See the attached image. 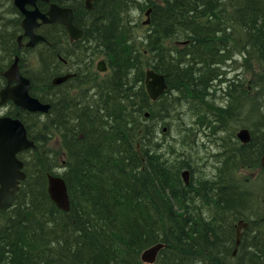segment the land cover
Wrapping results in <instances>:
<instances>
[{"label": "bare ground", "instance_id": "obj_1", "mask_svg": "<svg viewBox=\"0 0 264 264\" xmlns=\"http://www.w3.org/2000/svg\"><path fill=\"white\" fill-rule=\"evenodd\" d=\"M13 1L0 0V13L2 14L0 18V70L12 63H17L22 69V76L28 80L30 88L37 93L38 101L47 106L46 111H31L17 105L6 109V112L13 113L14 117L23 118L34 137L32 149L37 146L36 153H27L20 157L24 181L27 185L34 183L35 187L41 186V189H45L49 194L48 175L63 178L68 168L63 167L61 172L49 170H53L54 166L57 168L53 161L55 153L51 151L49 143L53 139L60 138L64 146L69 149L71 156L75 153L80 154L79 162V159H73L71 165L69 164L70 172L75 177H80L76 180L94 179V176H90L94 172L89 170L91 167L95 166L98 174L102 173L101 170L109 169L115 175L123 176L119 177V183H123L132 195L129 201L121 202L122 208H118L116 207L117 202L112 198L109 202L105 201L111 197L108 195V189L104 187L98 194L101 200L110 203L112 214L116 212L124 214L125 209L133 214L132 218H128L119 225L120 233L114 229L104 232L105 237L102 241L111 235H117L114 237L118 241L107 254V264H113V259L118 257L128 258L130 263L135 264L138 262V255H140L141 264H162V258L172 255V252L175 251L177 255L182 254L176 243L179 229L184 221L173 216L172 213L169 214V207L183 202L185 205H181L189 211V215L186 216L187 220L194 223L216 220L218 212H210L209 210H213V207L208 206V209L204 206L202 197H198V194L201 189L226 174L225 169H222L221 173L219 169L222 164L224 168V165L229 162L228 157L236 158L235 151L241 144L239 139L236 140L231 132L226 133L225 129L208 138L205 136L207 142L206 139L202 143L196 140L200 137V130L196 124L203 127L208 126L209 118L217 107L227 108L223 103L210 104L206 99L208 96L196 90L212 89L214 86L211 83H214L215 86L221 85L223 95L228 94L229 100L232 93L234 94V92L227 93L232 90V86H235H230L234 82L233 75L229 77L205 73L200 75L198 70L199 67L204 68L208 65L210 55L214 58L219 56L217 52L230 51L234 46V52L239 49L237 52L242 59V48L246 44L243 43L244 39L241 38L234 17L223 18L227 13L224 7L211 13L218 0H169L165 9L154 8L155 3H163V0H152V2L149 0H117L119 3L101 4L96 14H94V5L91 8L87 7L86 0H59L60 3H65L64 5L72 8L74 25L80 31L78 37L72 38L67 31L65 33L59 27L52 26L39 42L31 44L30 40L23 42L22 39H18V33L16 37L8 35L10 34L9 27L12 25H17L24 31L21 25L23 15L14 8ZM103 15L106 17V22L115 21L112 25L108 23V26H112L113 33L106 37L102 35L103 38L95 46L94 19L95 17L103 19ZM144 15L146 20L142 21L141 18ZM211 17L213 21H210ZM99 22L103 24V21ZM160 39L162 41H159ZM79 40L86 44V51L90 49L89 54L86 53L85 58H82L85 61L84 67L78 62L81 58L80 50L75 49ZM170 56L174 57V60L170 59ZM95 57L100 59L94 62ZM194 57L203 58V60L196 63ZM110 60L114 65L112 69ZM100 62L104 63V66L108 65L110 72L99 70ZM154 67L166 73L171 81L170 84L166 79L164 95L167 93V97L162 95L156 100L149 95L147 85V71ZM229 67L236 73L243 72L239 62L235 61ZM82 68L85 69V74ZM231 71L228 72L232 74ZM186 72L189 75L185 77ZM182 77L187 80L185 81ZM184 82L190 83L186 86L188 88L182 92L179 89L182 88ZM4 86L5 84L1 82L0 90ZM257 87L260 90L264 89L263 85ZM174 93L176 97L173 99L171 96ZM161 98L162 101L158 102ZM178 105L181 106L180 111L174 110ZM229 107L231 108L230 105ZM170 110H173L171 114H176V112L182 114L183 119L188 117L189 112L194 115L193 111L196 116L191 118L192 122L180 121L182 125L188 122V125L183 126L182 129L173 128L174 122L171 119L163 122L159 130H154L150 126L153 118L155 116L164 118ZM147 114H152V117L147 118ZM171 130L172 138L168 141H160V136L167 135ZM100 134H104L103 138ZM193 141H196V144H192ZM216 142H222L225 149L213 152L210 157L213 160L206 159L207 167L199 163L197 158L193 161V158L187 156L194 150L196 154L198 147L206 149L208 144ZM144 145H147V148L143 149ZM188 145L193 147H186ZM258 149L261 155L264 150L263 137L257 146ZM87 151H91L92 154H86ZM198 153L197 151L196 155H199ZM181 160L184 164H180L179 168H170ZM106 162L110 163L105 164ZM137 162L140 166L139 170L136 169ZM84 163L88 166L84 167ZM115 163L120 164V167ZM184 172H186L185 176ZM73 178H70L69 184L66 185L67 210H63L50 199L52 208L64 215L61 216L64 221L69 218L72 209V196L68 185H75ZM238 179L234 174L230 175L227 179L229 184L225 185L224 189L230 190L231 193L232 189H240L239 191L243 194L253 193L252 197L248 198L247 207L239 211L250 213L260 221L251 226L247 241L250 243L255 239L258 244L261 242V247L253 248L254 242L252 247L246 248L251 252L259 251V248L261 250L263 248L264 251V238L258 235V231L264 233V217L260 210L261 200L254 196L260 186L264 189V178L260 185L251 182L241 183ZM85 181L88 182L90 179ZM19 201L20 205L24 202L22 197H19ZM16 202L17 200L7 207L0 208V211L17 208ZM47 205L48 203L42 209ZM7 214L11 215V213ZM231 214L233 213L230 212L229 216ZM77 215L78 219L82 220L77 211L73 213L72 222L77 219ZM38 218L41 219V216ZM240 220L245 219L242 216L236 219L237 222ZM2 221L4 224L0 234V248L4 246V243H8L5 238L8 230L12 231L13 227L11 218L6 220L2 216ZM10 221L11 224H9ZM45 223L55 235L59 233L58 238L61 241H65L74 233L72 232L74 227L67 229V221L62 223L60 231L53 229L55 228L53 221L48 215H44V218L37 220L34 224L41 226ZM247 223L245 230L250 222ZM132 224L148 226L149 233L152 231L149 237L156 239L144 248L135 249L134 253H138L137 256L128 255ZM245 230L240 242L237 243L235 227L233 255L241 243ZM171 235L177 238L171 240L173 243L170 241ZM25 242L26 245L29 242L32 245L30 247L36 246L33 240H28V236ZM156 244L155 259L151 262H142L141 254ZM50 255L53 260L62 257L55 252ZM103 256L100 254L97 257L99 259L97 264L102 263ZM64 263L67 262L64 261Z\"/></svg>", "mask_w": 264, "mask_h": 264}, {"label": "trees", "instance_id": "obj_2", "mask_svg": "<svg viewBox=\"0 0 264 264\" xmlns=\"http://www.w3.org/2000/svg\"><path fill=\"white\" fill-rule=\"evenodd\" d=\"M57 1L59 2V0ZM149 1L152 2V0ZM168 1L169 0H163V3H155L154 8L165 9L168 5ZM109 2L111 4L119 3L117 0H97L94 2V14L98 13L97 8H99L101 4L104 5ZM39 7L41 10H45L46 4L39 3ZM223 7L226 8L227 11L223 18L234 17L237 24L236 27L238 28L241 38L244 39L243 43L246 44V46H243L242 48V59L238 57L237 51L239 49L234 52L233 49L235 46L230 51L217 52L219 53V56L217 55L214 58L209 54L210 62L206 67L202 66L204 68L199 67L200 75H202V73L214 74L215 76H219L221 73L222 75H225L226 71L222 72V68L225 65H228V69L230 66L228 62L233 61L234 58H236L237 60H241L240 64L243 68V72L240 74L236 73L238 76L234 78V82L230 86L244 85L245 80L248 79L249 76V80L257 89V86L264 85V0H218L215 7L211 10V13H213L216 9L221 10ZM1 17L2 15L0 14V18ZM105 19V16L103 19L100 17H95L94 19V29L96 30L94 34L95 46L97 42L103 38L102 35H105L106 37L113 33V28L112 26H108V23L112 25L115 21H111L110 23L106 22ZM209 19L210 21H213L212 17ZM100 20L103 21V24L102 22H99ZM9 30V37H16V34L21 31L17 25L10 26ZM42 33L45 34L44 29L42 30ZM159 41H162V39ZM152 50L156 51L155 48H152ZM170 59L174 60V57L170 56ZM194 59L196 60V63L199 60H203V58L196 59L195 57ZM110 62L112 64V69L114 65L112 60H110ZM153 69L157 72L163 73L165 78L171 84V81L166 73L156 69L155 67ZM202 69L206 70L204 71ZM1 71L2 70H0V72ZM184 75L186 77L189 74L186 72ZM182 78L185 81L187 80V78ZM1 82L4 83V78L0 74V84ZM202 82L204 83L205 81ZM189 83L190 82H184L182 88L179 90L184 92V90L188 88L186 86L189 85ZM229 91L227 93H229ZM30 93L31 95H36L37 97V93L34 89H30ZM146 99L148 100L147 96ZM160 101H162V98L158 102ZM154 104L151 105L153 106ZM217 108V111L223 110L221 107ZM214 113L216 112L214 111ZM20 118L27 128L28 136L34 140V137L32 136L23 118L21 116ZM81 120L84 121V119ZM102 136H104V134H100V137ZM137 138L139 139V137ZM58 140L61 145V151L63 152V167L68 168V170L64 172L63 178L66 185L67 183L69 184L70 178L72 177H74L73 180L76 182H73V184H75L74 186L68 185L72 196V209L70 215L68 216L69 218L64 221L61 217L64 215L58 213L54 208H52V203L50 202L49 195L46 193L45 189H41V186H33L34 183L32 185L28 184V186L26 181H24L16 202L17 208L13 207L0 211V234L3 230L4 224L2 216L6 220L11 218L13 221L12 231L8 230L5 238V241H8V243H4V246L0 248V264H97L99 262L97 257L100 254L104 255L101 264H107V254L118 241L117 238L114 237L117 235L108 236V239L105 238V240L102 241L105 237L104 232L108 229H114L120 233L121 231L119 229V225L128 218H132L131 215L133 214L130 210L126 209L124 214H118L117 212L112 214L109 207L110 203H106L112 198L117 202L116 207L122 208L123 205H121V202L129 201L131 199L132 195L128 192L127 187L123 183H119V177L122 178L123 176H119V174L115 175L109 169H105L103 171L101 170L102 173L99 172L98 174V171L94 166L89 168V170L94 171L92 175H90L94 176V179L82 178L80 180H76L80 177H75L72 172H70L69 164L71 165V161H73V159H79V162L81 159L80 154L77 153V155L75 153L76 155L72 154L71 156L69 149L64 146V143L60 140V138H58ZM254 145L258 146L259 143L255 144V139L253 137H251V140L248 143L240 144L239 149L235 151L236 158L234 159L233 157H228L229 162L224 165V168L222 164L219 169L220 173L222 169H225L227 171L226 174L222 178L216 180V182H212L204 189L200 190L198 197H202L201 200L203 205L207 208L208 206L211 208L213 207V210H209L210 212L212 211V213L215 211L218 212L219 215H216V220L205 223H194L191 220H187L188 218L186 216L189 215V211L184 206L185 204L183 202H179L180 204H176L174 207H169V214L172 213L173 216L175 215L184 221L183 226L179 229V236H177L178 239L175 236H170V241H173L175 238L177 239L176 244L180 249V251H178L182 254L177 255L174 251L172 252V255L170 254L162 258V264H264L263 248L262 250L259 248V251L252 252L248 251L246 248L252 247L255 242V239L250 243L247 241V237L251 233V226L259 223L260 221H258V219L250 213L239 211V209L247 207V200L252 197L253 193L250 192L249 194H243L239 191L240 189H232L233 192L231 193L230 190L224 189L225 185L229 184L227 179L230 175L234 174L235 178L238 179L240 170L253 168L254 165L259 162L261 156L259 149L256 150L255 153L248 152V149H250V147H254ZM36 152L37 146L29 151L21 153L20 157L25 156L27 153L33 154ZM90 152L87 151L86 154H92ZM85 157L87 156L85 155ZM53 161L55 162L56 158L55 160L53 159ZM108 163L110 162H106L105 164ZM115 164L120 167V164ZM180 164H184V161H177V163L170 166V168H179ZM86 166H88V164L84 163V167ZM47 169H49V167ZM136 169H140L138 162L136 163ZM49 170L52 171V169ZM132 173L134 172L132 171ZM86 179H90V181L86 182ZM245 179V177L241 176V179L238 180L241 183L249 182ZM223 180L227 181L222 182ZM150 186L154 187L153 184H150ZM237 186L240 185L237 184ZM102 188L108 189V195H111L110 198L105 200L106 202L98 197L100 190H103ZM19 197H22L24 201L21 205ZM183 201L185 202L184 199ZM47 203L48 205L46 208L42 209V207ZM77 211L81 215L82 220H79L77 215V219L72 222L73 213ZM230 212L233 214L229 216ZM7 213H11V215H8ZM46 214L53 221V225L55 227L53 229L60 231L63 225L62 223L67 221V229L74 227L72 231L74 233L65 239V241H61L60 238H58L59 233L55 235L51 229L47 227V223L41 226H36L34 223H36L37 220L44 218V215L47 216ZM40 216L41 219L38 218ZM241 216L245 219L244 221L248 220L250 223L243 234L241 243L235 255H233L235 246V227L238 221H236V219ZM28 220L30 222H28ZM17 221H19V223H17ZM9 224H11V221ZM148 229L149 227L143 224L140 226L132 224L129 241V256L130 254L137 256L138 253H134L135 249L144 248L156 240L153 237H149V234L152 233V231L149 233ZM91 235H94V237H90ZM258 235L264 238V233L261 231H258ZM26 236H28V240H33V243H36L35 247H30L32 245L29 242H27L28 246L26 245ZM59 240L60 242H58ZM53 244L55 246H53ZM257 244L258 243L256 241L253 248H257V246L261 247V242L258 245ZM53 252L59 253L62 257L53 260L50 255ZM137 257L138 262L135 264H141L140 255ZM129 260L130 259L128 258L124 259L118 257L113 259V264H132ZM64 261L67 263H64Z\"/></svg>", "mask_w": 264, "mask_h": 264}, {"label": "water", "instance_id": "obj_3", "mask_svg": "<svg viewBox=\"0 0 264 264\" xmlns=\"http://www.w3.org/2000/svg\"><path fill=\"white\" fill-rule=\"evenodd\" d=\"M43 1L49 3V8L46 12H41L37 7V2ZM51 0H14V5L23 14L21 22L24 28V35L29 37L30 43L33 44L42 39V36L34 33V29L40 25L38 19L42 23H61L65 26L67 32L72 38L78 37L80 31L73 24L72 9L61 7ZM93 0H86L87 7L90 8ZM95 1V0H94ZM29 5L32 8L28 9ZM22 35L18 39H21ZM99 70L106 71L104 63L100 62ZM4 77L8 81V85L0 90V105L7 100L23 109L31 111H46L47 106L41 104L38 99L29 94V82L19 72L18 64L12 65L5 71ZM16 82L14 86L10 82ZM148 93L152 99L156 100L166 88L164 76L158 74L153 69L147 71ZM237 137L242 143H247L250 140V133L243 128L237 133ZM34 146V142L27 136V131L24 124L18 118L9 116L0 117V208L7 207L12 204L17 198L19 190L18 183L24 179V174L21 169V161L16 157L19 151L29 149ZM261 166L264 168V151L260 158ZM186 175V172L183 173ZM48 195L58 206L63 210L68 209V195L65 180L61 177H52L48 175ZM264 217V209H263ZM248 223L240 220L236 227L237 243L240 242L243 231ZM157 254V244L147 248L141 254L142 262H151Z\"/></svg>", "mask_w": 264, "mask_h": 264}, {"label": "rangeland", "instance_id": "obj_4", "mask_svg": "<svg viewBox=\"0 0 264 264\" xmlns=\"http://www.w3.org/2000/svg\"><path fill=\"white\" fill-rule=\"evenodd\" d=\"M156 1H159V0H156ZM141 20L142 21L146 20V16L144 15L141 18ZM85 46H86V44H82L81 47H79V49H78V50H80V54H81V58L79 59L78 62L80 63V65L82 67H84V65H85V61L82 58H85V54L86 53L89 54V51H90V50L86 51ZM238 57L240 58V54H238ZM99 59L100 58L95 57L94 62H96ZM235 61L240 63V59L237 60L236 58H234V60L229 61L228 64L232 65ZM79 63H77V64L79 65ZM227 67H228V65H225L222 68V72L226 71V74H225L226 76L222 75V73L219 74V76L229 77V76L233 75L234 78H236L238 76V74H233L236 72L231 71L230 67L227 69ZM82 69H84V68H82ZM198 70H199V68H198ZM202 70L205 71L206 69H202ZM227 70L231 71L232 74L229 73ZM83 71H84L83 73L85 74L86 73L85 69ZM99 77L101 78V75ZM238 81H240V80H238ZM211 84L214 86V88L209 89V90L197 89L196 91L206 94L208 96V97H206V99L210 104L216 105V104L223 103L227 106V108H223V110H221V111H217L215 109L216 113L213 112V114L210 116L208 126L203 127V126H199L196 124V126L200 130V137H199V139H196V140H198V143L199 142L202 143L203 140H205V139L207 142V138L209 136L218 133L222 129H225L224 131H226V133L231 132L234 135V137L236 138V140H238V138L236 137V134L242 128H246L250 131L251 137H253L255 139V144H258L260 141H262L261 140L263 137L262 133L264 132V89L260 90L258 87L256 89L254 84H252V82L249 80V76H248V79L245 80L244 85L232 86V90H230L229 92H234V94L232 93V97H234V98L230 97L231 99L229 100L227 98V97H229L228 95L227 96L223 95L224 91H222V89H220L221 85L215 86L214 83H211ZM263 87H264V85H263ZM175 95H176V93H174L171 97L174 99L176 97ZM164 96L167 97V93ZM239 102H240V104H239ZM171 105H172V103H171ZM229 105L231 106V108L229 107ZM180 109H181V106L178 105L174 110L180 111ZM182 110H183V108H182ZM171 112H173V110H170V112L164 118L155 116L153 118V120L151 121L150 126H152L154 128V130H156V129L159 130V128H161L160 125L163 124V122L172 119L171 121L174 122L173 128L182 129L183 126L188 125V122L186 123V125H182L180 123V121L181 122H184V121L192 122L191 118L193 119V116L194 115L196 116L195 111H193L194 115L190 114V112H189L188 117L183 119L182 114H180L179 112H176V114H174V113L171 114ZM149 116L151 117L152 114H149L147 116V118H149ZM150 126L148 128L149 130H150ZM174 133H176V131ZM174 133H173V136H174ZM171 134H172V130L167 135H161L160 141H162V140L168 141V139L172 138ZM194 143L196 144V141L192 142V144H194ZM49 147H50L51 151H53L55 153L56 161L54 163H56V165H57V168L54 166L52 171L61 172V170L63 168L61 166V164L63 162L62 161L63 152L61 151V145L59 143V140L56 138V139H53L52 141H50ZM186 147H193V146L188 145ZM204 147H205V144H204ZM144 148H147V145H144L143 149ZM221 149L222 150L225 149L224 144L222 142H216V143L208 144V147L206 149L205 148L200 149L198 147L196 149V154L198 151L199 155H196L195 150H194L193 152H191L187 156H189V158H193V161L195 158H197V161L199 163H202L203 166L207 167V165L205 163L206 159L208 158L209 160H211L212 159V158H210L211 154L213 152L219 151ZM237 149H238V147H237ZM256 150H257V146L254 145V147H250V149H248V152L255 153ZM55 158H54V160H55ZM211 170H214V169L211 168ZM239 173H240L238 175L239 178H241V176H243L246 178L245 180H247L251 183L259 184V185L261 184V180L264 178V169L260 166V161L256 165H254L253 168H250V169L247 168L244 170H240ZM254 196H256L258 199L261 200L260 210L262 213V211L264 209V189H261V186H260L258 192H256ZM247 202H249V200H247ZM262 215H263V213H262ZM237 225H238V222H237L236 226Z\"/></svg>", "mask_w": 264, "mask_h": 264}, {"label": "flooded vegetation", "instance_id": "obj_5", "mask_svg": "<svg viewBox=\"0 0 264 264\" xmlns=\"http://www.w3.org/2000/svg\"><path fill=\"white\" fill-rule=\"evenodd\" d=\"M94 5V0L91 2V6H93ZM91 6H90V8H91ZM73 15H74V13H73ZM73 24H75L74 23V16H73ZM52 26H55V27H59L63 32H65L66 33V29H65V27H64V25H62V24H44V26H43V28H44V31H45V33L46 32H48L50 29H51V27ZM43 30V29H42ZM23 33V31L21 30L19 33H18V35L19 34H22ZM22 40H23V42H25V41H27L28 40V38L27 37H25V36H23L22 37ZM82 44H84L81 40H79L77 43H76V45H75V49L76 50H78L79 49V47H81V45ZM90 50V49H89ZM64 64H66L67 62H63ZM9 66V65H8ZM7 66V67H8ZM108 66V65H107ZM6 67V68H7ZM5 68V69H6ZM18 68H19V70H20V72L22 73V69H21V67L18 65ZM5 69H2V71L0 72V74L2 75L3 74V71L5 70ZM4 84L6 85L7 84V81L4 79ZM11 85H13V83H10ZM13 103L11 102V101H7L5 104H3L2 106H0V114L1 115H13V113H7L6 112V109L8 108V107H13ZM5 112V113H4Z\"/></svg>", "mask_w": 264, "mask_h": 264}]
</instances>
